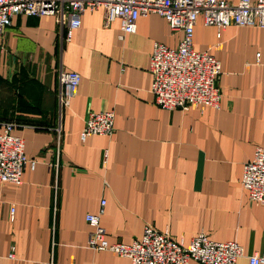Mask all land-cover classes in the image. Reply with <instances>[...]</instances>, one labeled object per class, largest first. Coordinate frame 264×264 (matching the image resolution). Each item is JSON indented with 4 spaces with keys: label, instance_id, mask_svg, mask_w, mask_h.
Listing matches in <instances>:
<instances>
[{
    "label": "crops",
    "instance_id": "1",
    "mask_svg": "<svg viewBox=\"0 0 264 264\" xmlns=\"http://www.w3.org/2000/svg\"><path fill=\"white\" fill-rule=\"evenodd\" d=\"M104 17L103 9L85 12L68 42L53 16L17 14L6 30L0 130L16 125L30 165L20 185L0 182V264H131L88 247L86 217L103 201L111 244H131L151 225L185 246L202 233L236 243L246 254L237 264L264 257V206L241 183L264 145V29L230 26L218 38L200 17L194 48L221 63V108L170 111L155 102L150 62L155 43L177 49L183 33L149 14L121 40L120 21L106 27ZM61 67L80 74L81 85L60 113ZM109 111L114 134L82 140L90 114Z\"/></svg>",
    "mask_w": 264,
    "mask_h": 264
},
{
    "label": "built area",
    "instance_id": "2",
    "mask_svg": "<svg viewBox=\"0 0 264 264\" xmlns=\"http://www.w3.org/2000/svg\"><path fill=\"white\" fill-rule=\"evenodd\" d=\"M103 9L105 26L120 21V39L136 31L138 20L149 14H159L167 21L172 32L181 31L183 38L177 49L162 43L153 46L150 72L153 77L151 92L155 102L165 110L221 108L222 93L218 85L222 73L220 61L211 52H198L194 48V33L198 19L206 26L221 32L230 26L264 29V0H0V61L4 51V36L17 14L24 16H53L65 30L63 41H70L74 30L81 26V17L87 11ZM219 47V46H216ZM58 102L60 113L70 106L76 96L81 76L76 72L59 69ZM0 130V182L20 185L26 167L30 165L22 138L12 134L15 124H2ZM115 132V113L93 112L86 121L80 137L112 136ZM56 146H61V129L57 128ZM108 155H105V164ZM35 162H31L34 169ZM251 202L264 206V145L259 146L253 159L244 166L241 180ZM106 202L98 214H88L91 227L88 247L127 258L131 264H237L246 257L242 246L212 241L206 234H198L185 246L174 241L170 232L157 231L147 225L141 238L131 244H111L101 224ZM15 209L11 211V221ZM13 252L10 258H13ZM250 264H264L258 254L247 256Z\"/></svg>",
    "mask_w": 264,
    "mask_h": 264
}]
</instances>
